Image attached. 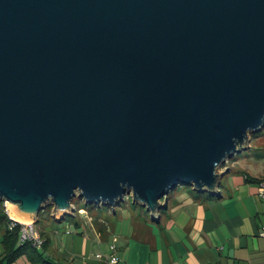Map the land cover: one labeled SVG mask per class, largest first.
Returning a JSON list of instances; mask_svg holds the SVG:
<instances>
[{"label": "water", "instance_id": "obj_1", "mask_svg": "<svg viewBox=\"0 0 264 264\" xmlns=\"http://www.w3.org/2000/svg\"><path fill=\"white\" fill-rule=\"evenodd\" d=\"M264 129V0H0V202L21 223L180 184L218 196ZM113 213V210H112Z\"/></svg>", "mask_w": 264, "mask_h": 264}, {"label": "crops", "instance_id": "obj_2", "mask_svg": "<svg viewBox=\"0 0 264 264\" xmlns=\"http://www.w3.org/2000/svg\"><path fill=\"white\" fill-rule=\"evenodd\" d=\"M252 137L244 154L222 169L229 173L221 179L218 196L177 189L157 220L138 205L116 217L97 213L92 220L87 218L89 225L82 220L84 215L75 212L68 219L75 229L64 227L69 236L53 242L41 232L44 246H31L56 264H108L112 239L117 264H264V237L257 235L264 227V200L257 192L264 180V138ZM48 214L53 218L52 209ZM3 239L0 222V264H8L3 261ZM104 242L109 257L101 250ZM20 244L24 243L19 240ZM10 264L30 262L21 256Z\"/></svg>", "mask_w": 264, "mask_h": 264}, {"label": "rangeland", "instance_id": "obj_3", "mask_svg": "<svg viewBox=\"0 0 264 264\" xmlns=\"http://www.w3.org/2000/svg\"><path fill=\"white\" fill-rule=\"evenodd\" d=\"M259 135H260V137L263 136V138H264V129L261 132L255 133L253 135V137L252 136L251 137H252V139H254L256 136H259ZM262 140H264V139H262ZM262 140H260V141L257 140V143H262L261 142ZM243 154L244 153L235 155V157L233 159L229 160L226 164L227 165L233 164L234 163L233 160L237 159L238 157H240ZM242 165H243V163H240V166H242ZM177 189H182V190L183 189H192V187H188L186 185H181L180 184L176 189L171 191L168 194V196L172 195V193L174 191H176ZM168 196H167V198H168ZM135 205L137 206V204H132V199H131L130 196L129 197H125L124 201L121 202L119 205H116V207L114 209L109 207V206L89 205V204H86L83 199H80L78 197H75L73 199V201H72V206L75 208V212L76 213L78 212L80 214V213L83 212V211L79 212L80 210H84L85 211L87 217H83L82 220L87 225H89V222L87 220L89 218H91V220H92L93 216L95 217L97 215V213L106 212L109 215H111L113 217H116L114 214L117 213V216L120 215V214H125V213L129 212V211H127L128 209L133 210L134 209L133 207H135ZM127 207H130V208H127ZM51 209H52L51 207L45 208L43 210L44 213L41 211L40 215L37 217V219H36L37 222L36 223L32 222V223L34 225V228L37 229V231L40 234V236H41V232H44L45 233V237L51 239L54 242L55 238H64L65 236L66 237L69 236V234L65 233L64 227L65 228H70L71 231L73 229H75V227H74V225L72 226V224L69 225V220L68 219L70 217H67L66 219H64V221H62V224H59V223L55 222L54 218H52V216L50 217L49 214H48V210H51ZM112 210H113V213H112ZM145 212L150 217L149 212H147V211H145ZM90 227H91V225H90ZM55 228H57L58 231L55 232ZM114 243L115 242H113V239H112V244H114ZM102 245L103 246H101V250H102V252H105L104 256L105 257H109V251H108V249H106L108 244H105V242H104ZM110 247H109V249H110ZM44 249H45V247H44ZM100 255H102V254H100ZM96 261H98V260H96Z\"/></svg>", "mask_w": 264, "mask_h": 264}, {"label": "trees", "instance_id": "obj_4", "mask_svg": "<svg viewBox=\"0 0 264 264\" xmlns=\"http://www.w3.org/2000/svg\"><path fill=\"white\" fill-rule=\"evenodd\" d=\"M42 212L44 213V211ZM0 222L4 225V239L2 241L4 247V252L2 254L3 261H6L8 264H10L19 257L26 256L30 264H56L44 253H41L40 251L33 248L31 246V243L28 241L23 245L20 244L19 246H17L20 237L21 226L16 225L14 229H8L9 219L5 213V208L2 202H0Z\"/></svg>", "mask_w": 264, "mask_h": 264}, {"label": "built area", "instance_id": "obj_5", "mask_svg": "<svg viewBox=\"0 0 264 264\" xmlns=\"http://www.w3.org/2000/svg\"><path fill=\"white\" fill-rule=\"evenodd\" d=\"M258 196L261 200H264V180H262L261 182H259L258 185ZM4 206V205H3ZM5 208V213L9 219L8 222V229L12 230L16 227V225H20L21 229H20V243H25V242H30L35 248L37 249H41L43 246V239L41 238L40 234L38 233L37 229L34 228L33 223L27 224V223H21L19 221H16L14 219H12L9 216V213ZM83 211V212H82ZM79 212L81 215L86 216V213L84 210H80ZM52 215H54V217H56V215L53 213ZM257 235L259 237H264V227L260 228L259 231L257 232ZM113 242H115V239L113 240ZM110 251L112 252V255L110 256V258L108 259V264H117L119 262V258L116 254V249H115V245L112 244L110 247ZM97 258H101V255H97Z\"/></svg>", "mask_w": 264, "mask_h": 264}]
</instances>
